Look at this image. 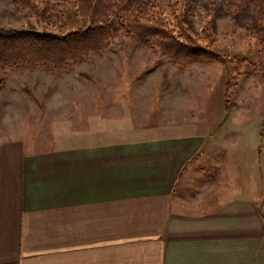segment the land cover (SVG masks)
I'll return each mask as SVG.
<instances>
[{
  "label": "crops",
  "instance_id": "crops-1",
  "mask_svg": "<svg viewBox=\"0 0 264 264\" xmlns=\"http://www.w3.org/2000/svg\"><path fill=\"white\" fill-rule=\"evenodd\" d=\"M176 127L0 139V264H264L250 168Z\"/></svg>",
  "mask_w": 264,
  "mask_h": 264
},
{
  "label": "rangeland",
  "instance_id": "rangeland-1",
  "mask_svg": "<svg viewBox=\"0 0 264 264\" xmlns=\"http://www.w3.org/2000/svg\"><path fill=\"white\" fill-rule=\"evenodd\" d=\"M43 1L31 0L40 8ZM155 2L165 10L168 19H173L176 0ZM63 12L61 22L43 25L15 0H0V25L58 35L77 30L81 20L72 6L63 4ZM191 23L197 33L209 32L214 36L213 52L248 60L243 75L237 84L232 83L230 92L227 93L221 64L205 61L178 64L157 49L119 36L100 53H89L68 69L0 65V139L34 140L66 130L73 135L108 137L113 133L125 137L131 131L159 128L154 131L156 134L167 127L180 126L176 127L181 129L177 130L180 134L203 137L205 146L214 145V153L221 158H203L196 167L207 172L222 165L227 173L238 165L250 168L243 176L249 187L256 184L255 196L261 204L264 79L250 68L259 50L255 32L245 17L231 10L227 0H201ZM211 135L214 140H209ZM254 154L257 157L250 165ZM232 186L235 185H226L209 197L219 193L224 198L232 192Z\"/></svg>",
  "mask_w": 264,
  "mask_h": 264
},
{
  "label": "trees",
  "instance_id": "trees-1",
  "mask_svg": "<svg viewBox=\"0 0 264 264\" xmlns=\"http://www.w3.org/2000/svg\"><path fill=\"white\" fill-rule=\"evenodd\" d=\"M39 24L61 22L63 4L72 6L81 26L65 34L48 31L6 29L0 25V65H50L68 69L89 53H100L114 38L127 36L140 45L157 49L178 64L205 61L221 64L227 93L243 75L246 58L226 57L212 51L214 36L199 34L191 18L201 0H176L173 19L155 0H44L42 8L31 0H15ZM233 12L251 24L259 50L250 63L253 73L264 79V0H227Z\"/></svg>",
  "mask_w": 264,
  "mask_h": 264
}]
</instances>
